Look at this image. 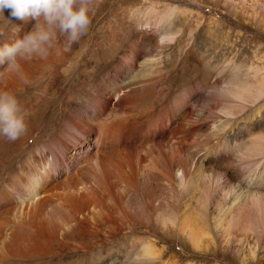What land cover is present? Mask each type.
<instances>
[{"label":"rangeland","instance_id":"rangeland-1","mask_svg":"<svg viewBox=\"0 0 264 264\" xmlns=\"http://www.w3.org/2000/svg\"><path fill=\"white\" fill-rule=\"evenodd\" d=\"M101 1L93 0L90 28L79 40V42L98 44L85 57L87 61L80 68L81 77L74 79L73 84L68 88L71 91L75 90L76 98L69 95L71 91L62 93L64 84L53 91L49 85H46L52 76L49 73L52 68L47 63L42 64L35 71L31 70L28 79L25 78L23 81L25 85L33 84L28 97L31 99L27 98L29 95L27 94L24 101L20 103L32 117L28 115L26 117L29 121L26 119V138H22L24 133L20 139L13 140L14 143L18 142L14 150L19 153L30 151L31 145L35 144V138L28 140L29 147L24 144L27 142L28 134H31L28 133L30 129L36 130L31 123L36 122L40 123L38 128H41L37 144L48 150V155L52 157V163L57 170L51 180L50 188L71 180L80 168H85L88 160L100 157L103 158V164H98L99 170L105 165H111L112 172L124 180L133 177L131 174L135 172L138 184L140 183L136 190H139L140 194L126 185L128 193L125 202H130L129 205L137 216L127 223L122 220L123 216L117 217L119 213L122 215L121 211L119 212L120 208L117 212L116 209H111L115 211H113L114 214L109 210L116 216L115 219L120 221L119 223L125 222L128 225L122 224L124 228L121 227V232L125 233L117 236L118 240L115 241L117 246L113 247L114 249L106 250L104 255L110 257L104 264H136V253L131 255L129 252L130 249L138 246L134 238L137 235L132 232L133 226L135 230L144 231L142 236L150 234L148 237L152 241H158L156 247L161 249L162 254L160 261H155L154 264L171 262L175 264H264V242L262 246L258 245V235L264 234L262 232L264 223L260 224L264 220V94L256 95L264 87V0H120L119 2L123 3L120 5L126 6L125 10H117L112 5L113 0L107 4L102 15L95 17L94 8ZM226 1H228L227 4ZM144 4H153L156 10L147 12ZM167 5L173 7L172 10L167 11ZM15 20L10 17L7 9L0 16V33H2L0 45L13 40L10 38L13 31H20L19 36H22L34 23L33 20L21 23L23 27L18 26L19 31H17L13 29ZM163 36L165 38H162ZM61 42H67V37L59 36L56 44ZM107 47L111 49L108 55L113 63L106 69L103 67V62L108 57L102 54L101 59L98 50L103 51ZM131 50H135L132 55ZM59 53L57 52L58 56L61 54ZM150 55L154 58L158 57L159 61L151 67L150 71L154 74L153 78L151 77L153 79L151 83L155 81L154 91L146 98L145 86H143L146 82L139 81L146 77L147 72L138 64L139 61L148 59ZM125 61L133 63L134 68L136 67L128 80L131 83H138L125 90L134 100L126 102L122 108L111 114L112 118L108 122L113 126H107V132L100 141L101 145L96 148L95 141L91 139L96 135L94 129L90 130V140L84 141L83 145L76 144L73 140L75 137L78 138L77 132L68 127L70 125L65 120L67 111L64 107L79 106L78 102H75L77 98L83 95L93 96L97 91L105 89V85L103 94H106V90L117 80L118 74L124 73ZM65 64L69 65V62L59 61L58 71H63ZM156 65L161 67V71L155 68ZM9 72L5 67H0V73H4L0 76V91L13 93L11 89L13 81L8 82ZM106 78H108L107 84H105ZM45 85L46 87L42 89ZM42 90L53 97L50 98ZM256 90L259 91L256 92ZM41 94L42 97L48 98V103L41 102ZM175 100L180 103L181 109H186L184 115H190L191 120L197 123L196 131L193 128H187L186 137H182L181 134L172 135L175 130L162 131L159 128L157 132L152 131L150 124L152 115L144 116L141 124L137 125L138 134L133 132L132 138L126 128H119L116 124L121 120L125 121L127 117L130 120L137 118L139 112L135 114V111L144 104L156 103V111L153 114L155 115L161 114L163 107ZM35 102L38 103V107ZM43 104L46 105V109ZM180 107L175 105L174 110L179 111ZM226 109H230L232 114L225 115ZM117 129L123 131L119 137L116 133ZM221 132L222 134L219 135ZM0 139L8 143L11 141L3 136H0ZM171 141L181 147L180 150L176 149L173 155L166 149V144H170ZM202 144L206 145L202 146ZM65 146L68 149H64ZM88 146L90 149L87 148ZM120 148L133 150L132 154H129L132 157L118 158L121 167L116 164L113 157L115 151ZM1 151L0 148V154ZM142 157L146 159V162L140 159ZM181 158L188 159L192 168L183 183L179 179L181 171L176 170ZM153 160H156L155 163H160L161 170L157 166V171L164 175V178L168 172L165 170L167 169L165 165L170 162L172 167L174 166V172L170 171L174 174L168 172L171 178L166 176L167 179L170 178L169 180H154L153 176L156 173H153L152 168L147 167L153 165L151 162ZM6 163L2 155L0 168L13 164L12 161H6ZM142 174L148 176L147 181L152 188L154 202L160 206L164 217L176 221H167V225L163 224L155 219L149 208L153 206V203L144 205L142 198H139L142 196V191L146 189L143 187L145 184ZM172 180L175 181L172 182ZM177 181L182 185L177 184ZM1 186L0 184V188ZM140 188H143L142 191ZM11 209H15L13 203H0V215L8 210L12 211ZM240 210L242 214L245 212L248 215L251 227L244 232L239 229L226 231L227 224L230 222L236 224L240 221L237 217ZM184 215H189L191 224L203 230V232L200 230L201 241L204 243L206 239L207 242L199 247L200 250L194 249L186 234L179 228L181 217ZM255 220H258V224ZM18 224H20L18 221L10 222L6 228L12 232V235L8 237L9 239L6 238V242L0 238V244L11 246L14 237L20 234ZM152 229H156L158 234L150 233ZM1 234L2 230L0 237ZM226 237L230 238L231 243L225 240ZM93 247L84 251L68 246L63 255V264H82V260L86 261L92 256ZM140 250L139 248L137 252H141ZM21 256L18 259L16 257L12 260L7 259L11 262L5 264H27V262L31 264L28 252ZM44 258L48 259V256L41 257L37 264H42V261L46 260ZM5 260L6 258L0 257V264Z\"/></svg>","mask_w":264,"mask_h":264},{"label":"bare ground","instance_id":"bare-ground-1","mask_svg":"<svg viewBox=\"0 0 264 264\" xmlns=\"http://www.w3.org/2000/svg\"><path fill=\"white\" fill-rule=\"evenodd\" d=\"M112 1L113 0H102L100 3H97V6H95L94 8L95 14L93 15H95V17H97V15H102V13L105 11L107 7V4ZM119 1L120 0H114L112 2L113 3L112 5L116 7L117 10L119 9L125 10L126 6L122 7L120 4H123V3H120ZM227 3L228 1H226V4ZM144 6L147 12H150L155 9L153 7L154 6L153 4L151 5L144 4ZM172 8L173 7H171L170 5H167V11L172 10ZM109 12H111V10H109ZM29 20L16 19L15 20L16 23L13 29H18V26L23 27L21 23L23 24L24 22H28ZM19 34H20V31L19 32L13 31V33L10 34V38L15 39L16 36H19ZM162 38H165V37L163 36ZM97 44L98 43L96 42H77L73 44L70 49L66 50V42H61V44H56L55 47H53L50 50V53H49L50 55H48L47 58L45 59L36 58L32 60H21L20 69L18 71H10L8 74V78H9L8 82L13 81L12 85L10 84L11 89L13 90V94L17 96L20 102L24 101L27 94H29L27 96L28 98L31 93L30 89H32L31 85L33 84L25 85L23 81H25V78L28 77L31 70H34V71L37 70V68H39L44 63H47L48 65L51 66L50 68H52L51 72H49L50 74H52L51 79L50 81H48V84H46V85H49V88L51 87V91L58 90V86H60L61 84H64L65 86V88L63 86L64 89L62 88V93L63 91L65 93L71 91L68 88H70L69 86L73 84L74 79L81 77L80 68L84 66V63L87 61L85 57L88 55L89 52L92 51V49ZM107 48L106 50H103V51L98 48L99 49L98 53L101 55V59H102V54H105L106 57H108L106 60H104L105 62H103L104 63L103 67H105L106 69L110 67L111 64L113 63L110 60V57L108 55L111 49L110 48L107 49ZM118 51L119 50H117V52ZM57 52H60L61 54L59 53L60 55L58 56ZM134 52L135 50L134 51L131 50V55ZM161 54L162 53H160V55ZM59 61L60 62L67 61L69 62V65L65 64L66 67H64L63 71H58L57 64ZM158 61H159L158 57L154 58L153 56L150 55L148 59H143L142 61H139V64H138V66L141 65L143 70L147 72L146 77H143V79L139 81L140 83L141 81L146 82V83L143 82L144 83L143 86H145V94H144V91H142L144 96H147L146 98H148L154 91L155 81L151 83L153 81L152 76H154V74H152L150 70L154 64L158 63ZM75 63H77V65H75ZM132 64L128 63V61H125V64H123V68H125V70L123 71L124 73L118 74L117 80L111 85L109 89L106 90V94H103L104 90L106 89V85H105L104 86L105 89L101 91H97L98 93L97 92L94 93L93 96L83 95L85 97L80 96L79 98H77V100L75 99L76 100L75 102H78L77 104H79V106L77 107L65 106L64 107L65 110L67 111L66 113L67 116L65 120L68 123V125H70L68 127L76 130L77 132L76 135L78 136V138L76 139L75 137L73 142L79 145H83L84 141L86 142L87 140H90L89 138L90 130L94 129L96 132V135L91 137V139L95 141L96 148L98 145H101L100 141L103 139L105 133L107 132L106 130L107 126L108 125L113 126V124H110V122H108L109 120H111L113 112H116L117 109L122 108L126 102H130L134 100L132 96H129L128 93L125 92V90L132 87L133 84L138 83V82L131 83V81L128 80L129 75L136 68V67L134 68V65ZM155 68H158L159 71H161L160 66L156 65ZM158 73L156 74L158 75ZM107 81H108V78H106L105 84H107ZM46 85L42 86V89L43 87H46ZM258 91L256 90V92ZM42 92L45 93L46 95H49L50 98L53 97L52 95H50V93L44 92L43 90ZM258 93L259 94H256V95L264 94V87L263 89L261 88L260 92ZM75 94H76L75 90L69 93L70 96L76 98ZM40 97H41L40 99L41 102L48 103V98L46 96L42 97V94H41ZM28 99H31V98H28ZM78 99H80V101ZM177 102H178L177 100H175V102H169V104L163 107L161 114L157 113L155 115L153 114L156 111L155 109V107H157L155 106L156 103L149 102V104H144L142 105L143 107L135 111V114L139 112L137 115V118L135 119L131 118L130 120V119H127L128 118L127 117L125 121L121 120L120 122H117L116 124L119 125V128H126V131L131 134L130 138H132L133 132L138 134L137 125L141 124V121H143L142 119L144 118V116L152 115L151 116L152 118L150 119V124L152 125V131L157 132L159 131L158 130L159 128L162 131L169 129L173 132L175 130L172 135L176 136L177 134H181L182 137H186L187 128L190 127L196 131L198 129L197 123H195L194 120H191L190 115L188 114L184 115V112L186 111V109H183V108L181 109L180 103H177ZM37 104L38 103H36V105ZM25 105L26 104H24V106ZM175 105L180 107L179 111L174 110ZM38 106L39 105H37V107ZM43 106H44V109H46V105L43 104ZM230 109L229 110L226 109V111L224 110L225 115L232 114ZM35 115L37 116V114ZM157 116H159V118ZM214 123L215 122H213V124ZM31 124L30 125L32 127L33 126L36 127V130H32V128L30 129L28 133H31V134H28L27 139H26L27 142L24 145L25 146L30 145V143H28L29 142L28 140L32 137H34L36 141L34 145H31V148L29 149L30 151H28L27 153L25 152L19 153V152H16L17 150H14V148L16 149L15 146L17 145L18 142L14 143L13 140H11L8 143V142L1 141L0 139V148L2 149L0 157H2L3 155L5 164H7L6 161L13 162L12 165H4L0 168V184L2 185L1 186L2 188H0V203L11 202L15 205V209L13 210L11 209L12 211L8 210V212L5 210L6 212L0 215V231L2 230V234H1L2 236L0 238L3 239L4 242H6V238L12 235V232H9L8 228L6 227L10 224V222L18 221V223H20L18 224L20 234L14 237L13 243L11 244V246L7 247V245H5L4 243L3 244L1 243L2 245L0 244L2 246V247L0 246V257H4L6 258V260L7 259L12 260L16 258L18 259L22 257L21 255H23V253L28 252V257H29L28 259L31 262V264H37V261H40L39 259L43 257L44 255L48 256V259L44 258L46 259L44 262L41 260L42 264H63V255H64V252H66V248L68 246L73 247V249L78 248L84 251L95 246L93 247L91 251L92 256L89 258L85 256L88 259H86V261L82 260L81 262L82 264H104L106 259L107 258L109 259L110 257L108 255L107 256L104 255L106 250L114 249L117 246L115 245V241L118 240L117 236L120 233H125V232H121V227L124 224L129 223L131 219L132 220L135 219V216H137L134 210H132L133 208L131 209L130 207L131 205H129L130 202L129 203L125 202L126 195L128 193L125 186L126 185L130 186L132 187V189L136 190L137 189L136 187H138L140 184V183L138 184V181H137L138 178L136 177L135 172L132 170L133 172L131 175L133 177H130V178L128 177V179L125 178V180L120 179L115 175V173L112 172L113 170L111 168V165H105L104 163L105 166H103L101 170L97 168L98 164H101L103 162V158L100 157V158L88 160L87 164L85 165V168H80L77 171V173L73 177H71V180H66L61 185L59 183V185H54L52 188H50L51 180L53 179L54 173L57 172V170H56L54 163H52V157L48 155L49 153L48 150H45L43 146L37 144V140L40 137L41 128H38L40 123L38 124L36 122L35 123L32 122ZM122 132H123L122 129H117L116 133L118 137ZM220 134H222V132L219 133V135ZM26 135L27 133H25L23 137L22 136L21 137L24 139L26 138ZM21 137H19L18 139H20ZM205 145L206 144H202V146H205ZM166 146H167L166 149L171 155L175 153L176 149L177 150L181 149L179 145H175L174 141H171L170 144H166ZM87 148L90 149V146H88ZM64 149H68V148L65 146ZM226 150L229 152L228 148ZM13 152H15V154H13ZM132 152L133 150L131 149L130 151L129 148H120L117 151H115V156L113 157L116 160L115 161L116 164L119 165L120 160L118 158L123 157V156H129V154L130 153L132 154ZM171 155L170 157H172ZM55 158L57 157L55 156ZM140 159L145 160L146 162V159H143V157ZM155 161L154 160L151 161L153 165L147 166V167H150L149 169L151 168L153 169V173H156V175L153 176L155 177V179L154 178L153 179L157 181L166 180L168 177H170L168 175V172L170 171L172 172L173 170H175L174 166L172 167V164L170 162L165 165L167 166V169L165 168L164 169L168 171V172L165 171L167 173L166 176L168 177L166 178L165 176L164 178V175H162L161 173H158L159 171H157V166L159 167L160 163L159 164L155 163ZM152 163H148V164H152ZM119 166L121 167L122 165H119ZM159 169L161 170L160 167ZM191 169L192 168L189 165L188 159L181 158L180 163L176 167L177 171H181V175L179 178L181 183L185 182V179L189 175ZM142 176L144 178L143 182L145 184L143 185V187L144 189L145 188L146 189L145 191H142L143 188H140V191H142L143 193L141 192L142 196H140L139 198L140 199L142 198L144 205L146 206V205H150L151 203H153V206L149 208H151L153 216H155V219L157 221L163 224H166V225H167L166 223L167 221H173V222L176 221L171 218L167 219L164 217V214L161 212L160 206L155 204L154 202L155 198H154V195L152 194V190H151L152 188L151 186H149V181H147L148 176L145 174H142ZM173 179L175 178L173 177ZM121 180H122V183H121ZM174 181L175 180H172V182ZM180 182H178L177 184H179ZM137 192L139 193V190ZM119 208H120L119 212L121 211L122 215L118 212L119 215H117V217L123 216L122 220L127 221V223L125 222L119 223L120 221L118 222L115 219L116 216L113 215L114 214L113 211L116 209L115 211L117 212V209ZM111 209H114V210L112 211ZM109 210H111L112 211L111 213L113 214H111ZM237 217L240 219V221L236 224H231L232 222L227 224L226 229H225L226 231L233 230V229H239L242 232H244L247 228L251 227L250 221L248 219V215L245 212L242 214L240 210ZM257 221L255 223H257ZM262 223H264V220L260 224ZM147 227H149V225ZM123 228L124 227H122V229ZM179 228L182 232L186 234L187 238L189 239L194 249L197 248L196 250H198L199 247H201L205 242H207L206 239L204 243L201 241L200 230L202 229L199 226H195L194 224H191V217L189 215L187 216L184 215L183 217H181ZM131 229L132 227L130 226V230ZM132 232L137 235L134 238L135 240H137L136 243L141 249L140 250L141 252L139 253L137 252L139 249L137 248L138 246L137 247L135 246L129 250L131 255L136 253L135 254L136 264H154L155 261H160L159 258L161 257L162 253H161V249H158L156 247V245H158V241H154V240L152 241L148 237L150 236V234H148L147 236H142L141 234L144 231L135 230L134 226H133ZM149 232L154 233L155 235L158 234L156 229H152ZM262 232H264V228ZM126 233L128 232L126 231ZM263 235L264 234L258 235L259 247L262 246L264 242ZM225 240L231 243L230 238L226 237ZM1 259H2L1 261H3V258ZM6 260L3 262L4 264L6 262L7 263L11 262V261H8V260L6 261ZM19 260L23 261L22 259H19ZM97 261L99 263H96ZM14 263H16L15 260H14ZM74 263H75V260H74ZM167 264H175V263L171 262Z\"/></svg>","mask_w":264,"mask_h":264},{"label":"clouds","instance_id":"clouds-1","mask_svg":"<svg viewBox=\"0 0 264 264\" xmlns=\"http://www.w3.org/2000/svg\"><path fill=\"white\" fill-rule=\"evenodd\" d=\"M92 4L93 0H0V16L7 9L11 18L34 21L22 36L0 45V67L18 71L21 60L47 58L59 36L67 37L66 50L70 49L90 28ZM27 115L15 94L0 91V136L15 140L23 135Z\"/></svg>","mask_w":264,"mask_h":264}]
</instances>
